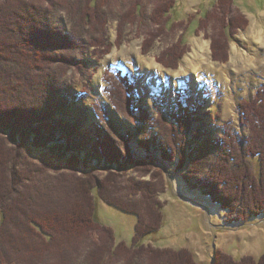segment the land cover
I'll return each instance as SVG.
<instances>
[{"label": "trees", "instance_id": "obj_1", "mask_svg": "<svg viewBox=\"0 0 264 264\" xmlns=\"http://www.w3.org/2000/svg\"><path fill=\"white\" fill-rule=\"evenodd\" d=\"M153 1L157 5L153 19L161 25L157 30L168 33L175 25L173 22L167 29L176 2ZM231 2L217 0L214 14L211 12L200 22L211 18L215 22L219 13L228 15L227 25L223 23L221 31L225 41L210 38L214 62H227L226 34L231 36L241 21L235 16L230 18ZM109 3L110 0H0V264H197L188 250L139 243L160 228L161 208L152 184L136 186L134 193L128 191V198L104 200L137 218L132 245L116 243L112 230L95 221L91 191L96 180L91 170L75 181L77 155L69 159L71 170L61 173L58 167H51L48 155L42 153L53 149L55 127L50 121L73 115V100L77 96L67 97L64 89L70 75L86 74V54L98 59L108 54L110 45L104 28L107 19L114 15ZM132 5L131 14L116 16L121 19L117 20L118 36L125 21L138 20L142 24L140 0ZM60 13L65 15V27L56 21ZM152 37L151 34L144 37L146 48L150 47ZM180 46L181 40L174 49L171 46L163 51L156 58L157 63L175 68L183 55ZM106 81L109 83L106 92L116 111L136 126L139 135L144 134L139 142L141 148L149 151L154 147L160 151L161 159L173 163L177 171L182 168L187 152L190 167L181 178L186 184L195 180L194 189L199 187L204 197L226 212L230 222L246 223L264 216V84L251 100L239 106L241 119L249 128L246 144L240 149L236 138L232 143L229 129L222 142L199 143L203 135L200 129L188 141L186 131L192 123V114L181 104L177 114L160 116L152 122L138 107L132 83L125 74L118 72ZM152 128L157 131L150 134ZM130 136L118 135L117 143L112 128L97 130L96 160L104 162L109 174L119 170L124 161L135 163L127 147ZM68 144L70 150L76 148L73 142ZM23 154L40 155L42 159L35 165L38 167L27 163ZM205 164L210 169L202 180L198 176ZM143 165L138 164L147 172V166ZM35 175L44 180L30 181ZM106 180L98 189L113 186ZM69 191L71 199L67 196ZM212 261V264H264V254L257 260L251 257L235 260L216 251Z\"/></svg>", "mask_w": 264, "mask_h": 264}, {"label": "rangeland", "instance_id": "obj_2", "mask_svg": "<svg viewBox=\"0 0 264 264\" xmlns=\"http://www.w3.org/2000/svg\"><path fill=\"white\" fill-rule=\"evenodd\" d=\"M135 1L139 0H110L109 7L114 15L107 19L104 28V36L110 45L108 54L99 59L98 56L86 54V74L70 75L64 89L67 90V97L77 96L73 100V115L50 121L55 127V141L51 145L53 149H45L42 153L48 155L51 167H58L61 173L71 170L69 159L77 155L75 181L82 178L84 172L91 170L96 180V187L91 191L95 199V221L112 230L116 243L132 245L137 218L105 201L128 198V191L134 193L136 186L152 184L157 189L154 196L161 208L160 228L141 238L140 244L175 251L188 250L197 264H212L216 251L224 252L235 260L245 257L257 260L264 254V216L246 223L230 222L226 212L204 197L199 187L194 189L195 180L186 184L181 178L180 175L190 167L187 152L182 168L177 171L173 163L167 164L161 159L160 151L154 147L149 148V151L141 148L139 142L143 141L144 134L139 135L136 126L129 123L111 104L106 92L109 84L106 79L117 76L118 72L125 74L132 83L138 107L147 113L152 122L160 116L164 118L177 114L181 104L183 109L192 114V123L186 131L188 141L200 129L203 135L199 143L204 140L222 142L229 129L233 136L232 143L236 138L238 148L241 149L246 144L249 128L241 119L239 106L251 100L264 84V0H232L230 3V18L235 16L241 21L236 24L231 36L228 32L226 34V63L212 60L210 38L225 41L221 31L223 23L227 25L228 15L224 16L217 11L219 14L215 15V22L211 18L200 23L206 15L211 12L214 14L217 0H175L176 5L169 16L167 29L171 23L175 22V25L168 33H160L158 28L161 25L158 26L156 19H153L156 3L153 0H140L142 24L138 20L125 21L120 25L123 30L118 36L117 20L121 19L116 16L120 13L131 14ZM64 16L61 13L56 16L57 23L62 27L66 26ZM149 34L153 36V41L146 48L144 37ZM180 40L179 48L183 55L175 68L168 69L157 63L156 58L171 46L174 49ZM181 51L178 49L176 53ZM245 58H253L254 61L249 66L244 64ZM150 65H154L156 72H145ZM221 68L226 71V75L220 81L217 72ZM209 70L214 71L216 77ZM98 75L99 88L96 86ZM227 98L228 107L225 105ZM88 113H91L90 118ZM86 120L88 124H84ZM103 127L112 128L116 132L117 143L120 142L118 135H131L127 147L131 161L135 163L127 164L124 161L119 170L109 174L104 162H97L94 151L97 146V130ZM156 131L157 128H152L149 133ZM70 142H73L75 149L70 150ZM23 155L28 159L27 163L35 168L38 167L35 166L37 160L42 159L36 154ZM138 164L147 166V172ZM209 169V164L203 165V172L198 178L203 180ZM106 178L113 186L98 189ZM38 179L44 180L35 175L30 181L38 182ZM70 192L67 196L71 199ZM100 195L105 198H100ZM136 198L139 199L140 195Z\"/></svg>", "mask_w": 264, "mask_h": 264}, {"label": "bare ground", "instance_id": "obj_3", "mask_svg": "<svg viewBox=\"0 0 264 264\" xmlns=\"http://www.w3.org/2000/svg\"><path fill=\"white\" fill-rule=\"evenodd\" d=\"M254 50V49H253ZM254 56H256V55H254ZM244 58V57H243ZM253 59V58H252ZM251 58L250 59H244V62H245V64H248L249 66L252 64V62L254 61V60H252ZM146 71H151V72H154L155 71V68H154V65H150L148 68L146 67V70H145V72ZM209 71H212V70H209ZM156 72V71H155ZM210 74H212V75H214L215 77H216V73H213V72H209ZM97 75V74H96ZM97 78V79H96ZM95 79H96V86H97V88H99V84H100V75H98V77H96ZM145 83V82H144ZM145 85H147V84H145ZM196 88H197V86H196ZM228 103H229V99L227 98V99H225V105L228 107ZM225 106V107H226ZM106 109L107 110H109V111H111V112H113V110L112 109H110L109 107H106ZM80 114H78V116H79ZM88 115H89V118L91 117L90 115H91V113H88ZM110 115V114H109ZM78 116L76 115V119L78 118ZM92 117H94L93 115H92ZM76 122L78 121V119L77 120H75ZM61 123V122H60ZM118 123V122H117ZM84 124H88V120H86V121H84ZM68 127H72L71 125H67ZM67 126H63V128L64 127H67Z\"/></svg>", "mask_w": 264, "mask_h": 264}, {"label": "crops", "instance_id": "obj_4", "mask_svg": "<svg viewBox=\"0 0 264 264\" xmlns=\"http://www.w3.org/2000/svg\"><path fill=\"white\" fill-rule=\"evenodd\" d=\"M245 64V63H244ZM209 72H213V73H215L214 71H209ZM218 75H219V80L221 81V77H222V79H223V77L226 75V71L223 69V68H221V69H219L218 70Z\"/></svg>", "mask_w": 264, "mask_h": 264}]
</instances>
